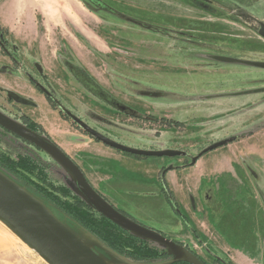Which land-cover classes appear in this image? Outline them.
Returning <instances> with one entry per match:
<instances>
[{
    "label": "rangeland",
    "instance_id": "1",
    "mask_svg": "<svg viewBox=\"0 0 264 264\" xmlns=\"http://www.w3.org/2000/svg\"><path fill=\"white\" fill-rule=\"evenodd\" d=\"M216 2L0 0V22H9L6 27L29 46L37 43L31 58L44 68L61 98L90 120L100 118L113 125L112 130L99 126V133L133 148L181 149L195 156L232 136L264 134V91H255L264 88V69L251 64L264 62V38L258 34L264 7L261 18H253ZM216 56L235 62L218 61ZM104 92L119 102L118 107L106 100ZM123 107L129 111L123 113ZM37 113L57 138L54 141L66 146L67 124H58L52 117L47 121V111ZM147 113L156 120L147 118ZM2 135L0 151L12 154L17 141ZM80 145L78 154L92 170L86 165L82 169L91 186L87 177L93 173L113 176L100 185H113L114 178L127 184L131 196L118 195L116 203L102 188L92 187L132 220L187 243L208 264H236L230 256L237 264H264V247L260 252L254 247L258 236H264V153L258 154L264 151V143L228 144L201 155L203 166H215L219 173L199 179L197 192L173 187V204L167 205L158 194L161 182L151 165L179 164L184 156H134L142 161L138 164L119 156L133 155L86 137ZM253 146L256 154L249 151ZM29 148L37 159L26 162L44 167L39 171V178L47 181L44 190L51 189L67 203L76 201L67 194L74 192V184L65 171L44 153ZM226 159L237 163L238 172L224 168L232 165ZM27 170L22 166L19 172L32 181L35 175ZM170 176L177 180L178 175ZM140 183L146 186L141 188ZM200 245L207 247L208 255ZM0 264L47 263L0 222Z\"/></svg>",
    "mask_w": 264,
    "mask_h": 264
},
{
    "label": "water",
    "instance_id": "2",
    "mask_svg": "<svg viewBox=\"0 0 264 264\" xmlns=\"http://www.w3.org/2000/svg\"><path fill=\"white\" fill-rule=\"evenodd\" d=\"M258 34L264 38V22L259 23ZM215 59L223 62H235L234 59L223 56H216ZM251 64L264 69V62H251ZM255 91H264V88ZM0 125L52 156L71 175L74 191L95 211L118 227L162 245L167 255L170 256L165 261L140 263L117 255L90 233L78 227H71L56 215L45 201L0 169V222L47 264H107L106 262L115 264H174L178 262L205 264L185 246L137 223L117 210L90 185L78 166L54 143L2 114H0ZM81 125L95 140L129 155L137 157L183 155V151L178 149L144 150L129 147L106 137L85 124L81 123ZM235 139L236 136H232L210 144L190 159L191 164H194L206 152L226 145ZM171 168L172 165L167 167V169ZM85 240L91 245H87ZM99 249L105 254H100Z\"/></svg>",
    "mask_w": 264,
    "mask_h": 264
},
{
    "label": "flooded vegetation",
    "instance_id": "3",
    "mask_svg": "<svg viewBox=\"0 0 264 264\" xmlns=\"http://www.w3.org/2000/svg\"><path fill=\"white\" fill-rule=\"evenodd\" d=\"M90 5L91 7L93 6L91 2ZM30 44L31 45L29 46L28 42H22L11 32L9 28L6 27V25L0 22V114L54 143L82 171V165L77 158L79 156L78 153L81 146L80 144L85 142V137L95 142H102L95 140L92 136H90L84 130L81 123L89 126L97 132L98 127L103 126V124H105L108 127L107 129L109 130L113 129V125L106 124L105 122L100 120V118L99 120H90V118L85 116V113L81 111L76 105L71 106L67 100L61 98L60 94L56 93L55 90L51 87V85L53 84L49 81V78L47 77V73L44 68L36 60H32L31 58L34 56V53L38 50L37 43L33 41L30 42ZM103 95L107 94L104 92ZM106 97L107 101L112 102L111 104L113 106L116 105L115 107H118L117 105H119V102H114V99L111 96L107 95ZM36 98H39V100H37ZM3 101H5L4 103L6 104H2ZM8 106L9 110H7ZM94 107L96 106L94 105ZM26 108L30 109V113ZM42 108L44 111H47L45 117L47 121L49 120V118L52 117L55 120L59 121L58 124H62V122L67 124V130L65 132L68 133V135H65L64 140L66 146L63 147L59 143H56L54 141V139L57 138L51 136L50 132L44 127L43 121L39 118V116H37L38 111L43 112ZM123 109V113L129 111L125 107H123ZM112 110L114 109L112 108ZM149 113H147L148 116L146 117L152 120H156V117L150 115ZM104 119H108V117L106 118L104 116ZM70 128L73 130L72 132H70ZM0 133L3 134L2 138H5L8 141H17V143L14 142L15 151L12 154L7 153L4 150L2 152L0 151V169L7 175H9L11 178H13L16 182H20L22 183V185H27L28 187H30L35 194L40 195L45 199H52L53 205L57 204L59 207L64 209L65 205L59 203L58 199L54 196V194H52L53 196L46 195L40 189L41 186L47 184L46 180L39 178V175L41 174L39 173V171H43L44 169V167H42V163L37 164L33 162L34 165H26L27 160L36 162L37 159L34 154H32L31 149L29 147H32L36 151L44 153L46 156H48L56 165H58L63 171H65L68 177H70V179L72 180L71 175L55 159H53L52 156H50L45 151L41 150L33 143L19 137L18 135L5 129L1 125ZM181 156H184V158H182L184 159L183 161H181L179 164H171V169H167L168 166H161L158 174V179L160 180L161 185H163L167 189V192L170 194V196L172 195L169 189L167 188L166 180L164 179L165 174L168 172V170H177L186 167V165L189 166L188 164L190 163V161L187 162L185 160L191 159L193 157L187 156L184 152L183 155L175 157L181 159ZM34 158L36 159L34 160ZM21 165H26L25 168L33 172L35 177L32 178V181L25 179L23 175L18 172L22 169ZM120 212L125 214L123 211ZM180 244L185 246L189 251L195 254L203 263L208 264L203 259L202 255L195 251L193 248L189 247L187 244ZM200 248H203V252L208 255L207 251L209 252V250L207 249V247H202L200 245ZM169 258L170 256H167V259Z\"/></svg>",
    "mask_w": 264,
    "mask_h": 264
},
{
    "label": "trees",
    "instance_id": "4",
    "mask_svg": "<svg viewBox=\"0 0 264 264\" xmlns=\"http://www.w3.org/2000/svg\"><path fill=\"white\" fill-rule=\"evenodd\" d=\"M26 165L31 164H28L26 162ZM26 165L21 166L26 167ZM188 165L191 164L189 163ZM18 183L22 185V183ZM22 186L27 188L30 192L34 193L31 188L27 185ZM40 189L44 194L50 196L52 195L49 190H44L42 186L40 187ZM161 191L165 193L166 199L170 203V194L167 192V189L163 185H161ZM67 194L75 197L76 201H71L67 203L63 200L58 199L59 203L65 205L64 209L59 207L57 204V206L55 204L53 205L52 199L49 200L41 197L40 195H36L43 201H45V203L49 207L55 209L53 210L55 214L58 215L62 220L67 222L71 227H78L90 233L109 250L113 251L117 255L129 261L151 263L164 261L167 259L168 255L162 245L155 243L149 239H144L139 236H136L133 233L118 227L110 220L97 213L82 199L80 195L77 194V192L74 191L73 193L71 192V194ZM77 203L79 205H77ZM98 252L100 254L104 253L101 249H99ZM174 264L187 263L178 262Z\"/></svg>",
    "mask_w": 264,
    "mask_h": 264
},
{
    "label": "crops",
    "instance_id": "5",
    "mask_svg": "<svg viewBox=\"0 0 264 264\" xmlns=\"http://www.w3.org/2000/svg\"><path fill=\"white\" fill-rule=\"evenodd\" d=\"M68 1V0H67ZM217 2V5L225 8V9H231L232 11H241V15L243 16H247V17H253V18H261L260 14H261V10L262 8L264 7V0H237V2H233V3H228L227 0H216ZM233 4V5H231ZM234 4H236V7L234 6ZM121 7H119L120 9ZM121 10V9H120ZM128 10V9H127ZM146 20V19H145ZM6 26H9V22L5 21V24ZM11 29V28H10ZM188 32H191V31H188ZM257 140L258 143H264L262 140H264V134L263 133H256V134H253V135H248V136H244V137H240V138H237L236 136V139L228 144H226L225 146H231L232 144H238V143H248V142H252ZM224 146V145H223ZM219 148V147H218ZM250 152H254V154H256L257 152V148H255L254 146L252 147V149H249ZM260 153H264V151L262 152H259L258 154ZM261 154V155H262ZM120 158L122 159H127V160H130V161H133L135 163H138V164H141V160L138 159V160H134L136 159L134 156H129V158H125L122 156V154L119 155ZM203 157L205 156H202L200 157L196 163L192 166H186L184 168H180V169H175V170H172V171H168L166 173V184H167V188L169 189L170 192H172L171 194L173 195V190L172 188H180V189H183L185 187H190V189H195V191L197 192V187H198V181L199 179L201 180V178L203 176H210V172L211 173H219V169H217L215 166L214 168H211L210 166H203L204 164H202V160H203ZM78 158V161L81 163L82 165V168L85 167V165L87 166V163L86 161L82 160L80 156L77 157ZM226 162L232 164L231 166H228L227 168L224 167L225 169H230L232 168L233 171H236L235 169V166L237 167V163H232V161L226 159L225 160ZM144 163V162H143ZM137 164V165H138ZM235 165V166H234ZM151 167H153L154 169V172L156 173V176L158 177V174H159V171H160V165L157 164L156 166L155 165H151ZM88 168V166H87ZM90 168V167H89ZM87 169L88 171L92 172V170L90 169ZM189 169H192V171H190ZM85 170V168H84ZM238 172V168H237V171ZM89 173V172H88ZM261 173V172H260ZM90 174V173H89ZM115 174H118V173H115ZM170 174H174L178 175L177 177V180H172L171 179V176L169 177ZM86 175V173H85ZM121 175V174H119ZM90 177H87L92 186L94 188H102L103 189V194L108 197L109 199H113L114 201L112 202H115V199H117V196H127V195H130L129 191H126V188L124 186L127 187V184L124 183V182H121L118 180H116V178H114V181L115 183L113 185H109L107 183V186H104V185H100L101 183H103L105 180H109L110 179V176L113 177L112 175H110L109 173L106 174L105 176L100 174V177H98L96 175V173H93V174H90L89 175ZM261 176V175H260ZM103 181V182H101ZM120 183H123L122 187L120 185ZM263 185V182L262 181H259L258 182V186H259V189L261 190V186ZM111 186V187H110ZM139 186H141V188H144L146 185L144 183H140ZM158 194L162 197V201L164 203V205H167L168 201L166 199V196H165V193L163 191H161V189L158 190ZM131 196V195H130ZM116 203V202H115ZM119 205V203H117ZM169 204V203H168ZM243 206V205H242ZM123 210H125L123 208ZM126 212L129 213L128 210H126ZM244 212V210L242 211ZM260 234V233H259ZM258 240V245H254L255 249L258 250V252H260L263 247H264V236H258L257 238ZM187 244V243H186ZM189 246V245H188ZM229 259L233 260L236 264L238 263V261L233 258L232 256L229 257ZM250 261V260H249Z\"/></svg>",
    "mask_w": 264,
    "mask_h": 264
}]
</instances>
